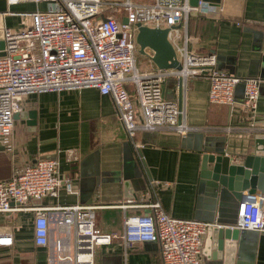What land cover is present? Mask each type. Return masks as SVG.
<instances>
[{
    "label": "crops",
    "instance_id": "1",
    "mask_svg": "<svg viewBox=\"0 0 264 264\" xmlns=\"http://www.w3.org/2000/svg\"><path fill=\"white\" fill-rule=\"evenodd\" d=\"M199 1L190 12L186 27L179 28L180 36L188 35L190 50L215 54L218 69L241 78L259 79L255 115L244 106L243 81L236 85L231 105H218L208 101V80L198 76L187 82L183 99L187 123L199 128L191 133H203L202 139L169 130L138 132L134 146L126 137L113 100L96 88L25 95L22 111L32 112L31 117L14 118L11 135L0 137V181L40 158L56 159L60 176L71 179L76 193L68 194L62 187L57 198L48 196L40 203L98 206L95 226L103 233L114 234V238L95 248L94 264H161L158 242H136L126 248L121 237L125 216L148 212L130 202L148 201L141 192L150 181L157 182V197L169 215L227 228L217 220H236L237 203L229 202L232 206L221 212L222 200L215 183L201 175L203 148H214L221 142L233 162L248 154L264 156L257 141L264 139V0ZM31 4L8 5L0 0V12H23L20 8ZM104 11L111 13L108 8ZM113 14L121 21L125 18L123 12ZM19 17L7 16L5 24L17 28ZM138 26V68L159 69L154 57H160V64L168 67L180 63V55L168 36L166 52L157 53L150 46L141 48L137 42L141 34ZM141 26L156 28L152 24ZM126 88L133 96V86L127 84ZM172 90L173 93L166 80L165 97L178 99L177 80ZM227 126L232 129L227 131ZM206 137L212 140L207 141ZM33 217L32 211L0 213V233L9 232L12 237L11 246L0 247V264H49L51 247L36 245L33 240ZM239 231L226 264H264V232ZM212 246L211 233L207 232L201 251L203 264H212Z\"/></svg>",
    "mask_w": 264,
    "mask_h": 264
},
{
    "label": "built area",
    "instance_id": "2",
    "mask_svg": "<svg viewBox=\"0 0 264 264\" xmlns=\"http://www.w3.org/2000/svg\"><path fill=\"white\" fill-rule=\"evenodd\" d=\"M5 1L8 5L30 2L45 8L0 12L5 42V53L0 56V137L11 135L14 115L22 111L25 95L84 88H96L111 97L126 137L134 146L138 132L169 130L184 136L199 129L187 123L183 99L187 82L198 76L208 80V101L218 105H231L235 87L243 81L244 106L256 113L259 79L241 78L218 69L215 54L190 50L188 35L180 36L179 28L186 27L195 8L189 0ZM105 8L111 13L105 14ZM118 9L124 13L126 24L113 14ZM10 15H25L23 26H7L5 19ZM143 24L169 28L168 38L180 55V68L137 67L135 28ZM169 76L182 79L181 104L179 98L164 95ZM127 84L133 86V96ZM224 129L230 131L232 127ZM156 186L157 182L150 181L141 192L147 202H130L148 212L124 217L121 237L126 248L136 242L155 241L161 264H203L202 245L213 224L169 215L157 197ZM62 187L68 194L76 193L71 179L60 176L56 159L40 158L0 181V213H34L33 240L36 245L51 247L49 264H94L95 248L110 243L114 234L103 233L95 226L97 205L40 203L48 196L57 198ZM233 227L264 232V191L244 192ZM11 245L10 233L1 232L0 247Z\"/></svg>",
    "mask_w": 264,
    "mask_h": 264
},
{
    "label": "water",
    "instance_id": "3",
    "mask_svg": "<svg viewBox=\"0 0 264 264\" xmlns=\"http://www.w3.org/2000/svg\"><path fill=\"white\" fill-rule=\"evenodd\" d=\"M192 7L198 6L199 0H190ZM105 19V18H104ZM122 23L126 24L127 19L123 18ZM141 34L137 37V42L141 45V48L150 46L157 53L166 52L169 49V43L167 36L169 28H148L139 25ZM4 38L3 30L0 29V56L4 55ZM153 60L159 65V69L180 68L178 62H174L169 67L161 63L160 57H154ZM178 85V98L179 104L182 103V79H177ZM32 112L20 111L14 115V118H27L31 117ZM30 123V122H28ZM194 136L196 139H202L203 133H191L189 132L186 137ZM207 141L212 140L209 137L205 138ZM262 148L260 151H264V139L257 140ZM216 144L214 148H203L204 154L202 156L201 175L212 179L215 183L214 188L219 193L221 212L230 208L229 202L238 203L241 201L244 192L255 193L264 191V156L259 154L245 155L239 162H233V158L228 156L223 149V144ZM200 149V148H199ZM208 164L212 165L211 169H208ZM129 184V183H127ZM129 193V192H128ZM127 194V197L130 194ZM224 202L226 204H224ZM224 224L228 225L227 228L222 226L208 228L207 232L211 233L212 237V264H226L229 260V255L233 254V248L239 237L238 228H231L236 223V220H226L221 218L220 220Z\"/></svg>",
    "mask_w": 264,
    "mask_h": 264
},
{
    "label": "rangeland",
    "instance_id": "4",
    "mask_svg": "<svg viewBox=\"0 0 264 264\" xmlns=\"http://www.w3.org/2000/svg\"><path fill=\"white\" fill-rule=\"evenodd\" d=\"M137 1H145V0H137ZM45 8V6L44 5H42V4H39L38 6L36 5V4H34V3H32L31 5H28V6H26V7H23V8H20L21 9V11H33V10H35V9H39V10H42V9H44ZM118 12H122V10L121 9H118ZM26 17H25V15H21L20 17H19V23L18 24H20V26H19V28H21L23 25H22V21L25 19ZM16 23V24H17ZM15 24V25H16ZM136 58H141V57H139V55L138 54H136ZM140 69V68H139ZM141 70V69H140ZM167 82H168V84L170 85V87H171V92L173 93V87H174V85H175V83H176V78L174 77V76H169L168 78H167ZM170 95H171V93H170Z\"/></svg>",
    "mask_w": 264,
    "mask_h": 264
}]
</instances>
